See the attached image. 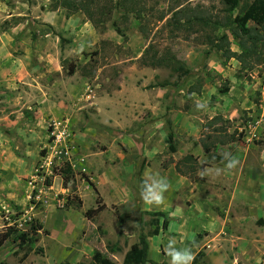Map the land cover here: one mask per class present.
<instances>
[{
  "label": "rangeland",
  "instance_id": "374dc122",
  "mask_svg": "<svg viewBox=\"0 0 264 264\" xmlns=\"http://www.w3.org/2000/svg\"><path fill=\"white\" fill-rule=\"evenodd\" d=\"M53 1L0 0V264H95L96 250L124 264L142 232L164 264L169 240L191 264H264V62L226 59L223 35L240 49L225 27L173 36L158 19L173 0H144L142 21L105 0L98 26ZM67 163L69 182L53 172ZM150 176L168 183L159 204L140 195ZM34 223L39 240L18 247Z\"/></svg>",
  "mask_w": 264,
  "mask_h": 264
},
{
  "label": "trees",
  "instance_id": "16d2710c",
  "mask_svg": "<svg viewBox=\"0 0 264 264\" xmlns=\"http://www.w3.org/2000/svg\"><path fill=\"white\" fill-rule=\"evenodd\" d=\"M105 0H54L53 8L62 7L66 9L68 15L82 12L95 26L102 24L103 14L107 9L102 6ZM169 10L172 16L167 18L168 14L162 12L158 17L159 20L166 19V25L174 26L172 29L173 36H176V30H193L197 25L201 27H212L221 28L225 27L230 30L240 52H235L230 49V41L228 40V35H223L221 41H215L216 49L223 50L226 59L236 58L243 65L264 62V0H221L223 8L222 13L211 14L200 7H189L186 6V2L182 0H173ZM146 2L144 0H117L116 7L118 12L122 10L123 19H127L128 13H134L135 18L143 20L146 15ZM238 9V13L234 15V11ZM121 18V17H120ZM249 22L254 23V27L248 26ZM113 26L118 34L123 35L121 27L116 20L113 21ZM140 31L144 34L147 33L144 27H139ZM175 32V33H174ZM209 37V36H208ZM210 38V37H209ZM160 60H157L159 63ZM155 63V64H157ZM179 70L185 72L184 68L179 66ZM74 72V69L71 68ZM169 139L171 142L170 148L174 150L173 145V134L169 133ZM206 151L210 150L206 148ZM179 171L180 167H178ZM55 174L60 175L65 182H69L74 175L73 169L69 163L63 170L53 169ZM47 184H51V181L47 179ZM96 203L97 206L93 209H89L86 212V217L91 219L98 215L102 210L105 209L106 205L101 203V197L97 193ZM79 205L82 204V200L78 197ZM142 214H154L163 217V226H168V216L163 211L150 212L141 211ZM141 220L139 222V225ZM42 229V224L34 223L31 228L27 231L19 233L16 237L18 247L34 246L39 240L40 230ZM158 232V231H157ZM10 234L3 235L0 240V245L9 238ZM149 241L148 236L142 232L139 236V241L131 246V248L126 252L124 257V264H164L163 262H157L149 258ZM120 250V249H119ZM28 253H24L23 258H27ZM93 262L95 264H113L112 258L105 255L99 250H96L92 256ZM61 264H72L70 262H63Z\"/></svg>",
  "mask_w": 264,
  "mask_h": 264
},
{
  "label": "clouds",
  "instance_id": "9594fccd",
  "mask_svg": "<svg viewBox=\"0 0 264 264\" xmlns=\"http://www.w3.org/2000/svg\"><path fill=\"white\" fill-rule=\"evenodd\" d=\"M203 107L198 105L197 108ZM224 159L226 169L235 167L237 161L234 157L226 154ZM219 169L217 172L219 173ZM168 189L167 180L163 177L150 176L142 181L140 195L147 204H159L163 200V194ZM175 241L169 240L165 246V252L170 257V264H191L193 256L189 249L178 250L174 247Z\"/></svg>",
  "mask_w": 264,
  "mask_h": 264
}]
</instances>
